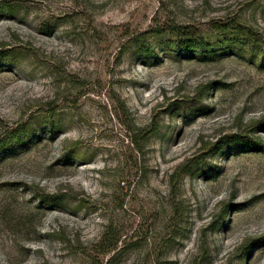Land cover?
<instances>
[{"label":"rangeland","instance_id":"374dc122","mask_svg":"<svg viewBox=\"0 0 264 264\" xmlns=\"http://www.w3.org/2000/svg\"><path fill=\"white\" fill-rule=\"evenodd\" d=\"M0 264H264V0H0Z\"/></svg>","mask_w":264,"mask_h":264},{"label":"trees","instance_id":"16d2710c","mask_svg":"<svg viewBox=\"0 0 264 264\" xmlns=\"http://www.w3.org/2000/svg\"><path fill=\"white\" fill-rule=\"evenodd\" d=\"M166 31H169L172 34H175L180 39L186 40L187 41L186 43H188L187 46H189V47H192L195 45V44H193L195 41L188 38V34H186V32H184V29L182 27H179V26H168V27L162 28V29L158 28L157 30H152V31L148 32V34H160L161 32H166ZM142 37H143V35L132 36L129 39V43L131 45H136L138 43L137 40L141 39ZM191 41H193V42H191Z\"/></svg>","mask_w":264,"mask_h":264}]
</instances>
